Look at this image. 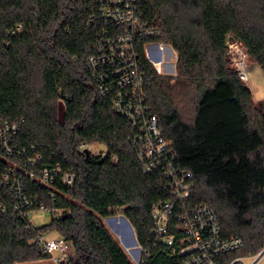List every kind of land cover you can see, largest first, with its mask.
I'll use <instances>...</instances> for the list:
<instances>
[{"label": "trees", "instance_id": "1", "mask_svg": "<svg viewBox=\"0 0 264 264\" xmlns=\"http://www.w3.org/2000/svg\"><path fill=\"white\" fill-rule=\"evenodd\" d=\"M140 8L162 30L138 39L135 49L174 165L193 173L191 200L215 209L222 235L244 241L219 262L253 254L264 246V102L253 105L228 41L244 46L264 72V0H146ZM97 11L96 0H0V123L19 124L14 154L0 147V172L8 167L9 184L17 177L25 196L58 210L36 226L14 207L13 186L0 185V264L49 257L39 241L49 232L74 249L61 264H135L103 222L117 210L144 249L140 264H180L151 234V208L170 198V183L160 172H142L128 118L113 110L86 67L96 32L108 25L89 24ZM162 44L176 51L175 76L158 72ZM83 143L89 155L80 151ZM37 153L41 158L28 164ZM43 166L57 168L51 188L28 175ZM65 171L72 185L62 181ZM126 227L119 217L114 229L131 252L137 246Z\"/></svg>", "mask_w": 264, "mask_h": 264}, {"label": "built area", "instance_id": "2", "mask_svg": "<svg viewBox=\"0 0 264 264\" xmlns=\"http://www.w3.org/2000/svg\"><path fill=\"white\" fill-rule=\"evenodd\" d=\"M96 1L98 11L91 16L89 24L100 19L108 25L96 32L93 51L86 58L89 75L96 82L101 95H110L113 110L128 118L136 160L142 172H160L171 187L170 198L158 200L151 208V234L156 241L170 246L171 254L181 257L180 264H222L218 257L241 249L244 241L239 236L224 237L215 209L204 202L196 203L191 200L193 173L175 167L174 148L164 138L157 116L150 112L147 104L145 76L139 69L135 43L138 39L159 36L162 30L144 17L140 5L146 0ZM161 47L169 53L171 45L162 44L159 51ZM228 52L239 77L247 81L249 75L246 49L237 42L228 41ZM18 128L17 121L0 123V147L6 155L12 156L15 152L11 144ZM87 147L83 143L79 149L85 153ZM24 151L25 149L17 150L19 154ZM101 153L105 155V151ZM40 158L41 155L37 153L34 158L28 159V164L34 165L35 160ZM10 171L6 167L0 172V185L5 183L13 186L12 190L18 199L14 206L16 209L21 210L29 220L31 212L34 211L31 209L35 207L38 210L58 213L57 209H49L39 203L37 197L25 196L17 177L12 179L13 184H9ZM56 173L57 168L43 166L38 173L31 171L28 175L30 178L36 177L41 185L51 188ZM60 176L64 183L73 184L72 173L65 171ZM0 210H5L1 202ZM30 222L32 223L31 220ZM39 241L49 257L54 255V250H59L64 255V250L68 248L67 240L60 235L57 239H48L42 235ZM138 246L142 255L144 249L141 245ZM69 256L70 254H65L64 259L67 261ZM54 258L57 257L54 255ZM141 261L140 257L139 264ZM237 263L264 264V246L251 255H237L227 264Z\"/></svg>", "mask_w": 264, "mask_h": 264}, {"label": "rangeland", "instance_id": "3", "mask_svg": "<svg viewBox=\"0 0 264 264\" xmlns=\"http://www.w3.org/2000/svg\"><path fill=\"white\" fill-rule=\"evenodd\" d=\"M230 50L233 51L232 50V46H230ZM168 51H169V53L167 51H165L164 48H162V47H161V49L159 51L160 63H159V66H158V72L160 74H166V75H170V76L171 75L175 76L177 74V72H176V59H177L176 51L174 50V48H172V46L170 47V49H168ZM228 54H230V53L228 52ZM246 59H247V64H248L247 72H248L249 78H248L247 81H244V82L250 88V90L252 92L253 105L256 107V105H258L259 102H261V101L264 102V72L260 68V66H258L257 64L252 62V60L250 59L249 55H247ZM174 64H175V67H174ZM167 68H169V69H167ZM90 148L93 151L97 152V150H100L102 148V146L101 145H96V144H91ZM53 215H54V213H51V212H46V211H43V210H34L30 214V220L36 226L37 225H42V224L47 223ZM122 215L123 214L121 212H119V210H118L116 214H114L112 216H109V217H114V218H103V222H104L105 226L109 229V231L112 233V235L118 240L120 245L124 248V250L126 251L127 255L131 258V260L135 264H139V259L141 257V252H140V249L138 248L139 247L138 244L134 243V239L135 238L133 239V236H132L131 232L129 231L130 229L128 227H126L127 228V232H128V236H127L126 239L132 241V243L135 244V246H137V248H135L131 252L125 249L122 241L117 236L116 231L119 230L118 229L119 227L117 229L116 228L114 229V226L116 224V220L119 217H121ZM123 226L125 227V225H123ZM133 230H134V233H135V236H136V232H135L134 227H133ZM46 237L48 239H57V238H59V236H58V234L56 232H49L46 235ZM136 239H137V237H136ZM66 245H68V248H66L64 250L65 251L64 255L65 254L66 255H69V254L72 255L74 253L73 252L74 249H73L72 246H70V242L67 241ZM53 254L57 258H54V255H53V256H50V257H47V258H43V259H37V260H33V261H26V262H21V263H16V264H61L63 262V260H65V262H67L66 259H64L65 258L64 255L59 250H54ZM249 255H251V254H249Z\"/></svg>", "mask_w": 264, "mask_h": 264}, {"label": "water", "instance_id": "4", "mask_svg": "<svg viewBox=\"0 0 264 264\" xmlns=\"http://www.w3.org/2000/svg\"><path fill=\"white\" fill-rule=\"evenodd\" d=\"M85 153H86L87 155H89V150L86 149V150H85ZM122 216L124 217V215H122ZM106 218H114V217H106ZM124 218H125V222H127V223L129 224V228H130V230L133 231V227H132L131 223L128 221V219H127L126 217H124ZM130 232H131V231H130ZM134 236H135V233H134ZM134 243H135V244H138V241H137V239H136V236H135V239H134Z\"/></svg>", "mask_w": 264, "mask_h": 264}, {"label": "crops", "instance_id": "5", "mask_svg": "<svg viewBox=\"0 0 264 264\" xmlns=\"http://www.w3.org/2000/svg\"><path fill=\"white\" fill-rule=\"evenodd\" d=\"M174 67H175V64H174ZM174 67H173V68H174ZM167 69H169V68H167ZM174 69H175V68H174ZM58 236H59V235H58Z\"/></svg>", "mask_w": 264, "mask_h": 264}]
</instances>
